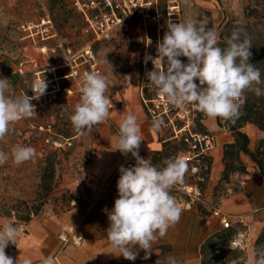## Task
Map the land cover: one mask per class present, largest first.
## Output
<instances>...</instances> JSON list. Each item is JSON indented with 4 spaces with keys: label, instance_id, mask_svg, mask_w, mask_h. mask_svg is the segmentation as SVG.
<instances>
[{
    "label": "rangeland",
    "instance_id": "374dc122",
    "mask_svg": "<svg viewBox=\"0 0 264 264\" xmlns=\"http://www.w3.org/2000/svg\"><path fill=\"white\" fill-rule=\"evenodd\" d=\"M67 1L66 9H71V13L63 12L62 9L56 10L58 5H52L51 0H0V78H8L11 85L6 95L17 96L25 93L32 96L31 89L36 73L45 81L54 75L64 77L51 84L46 82L48 93L44 99L40 97L39 100L31 101L35 105L36 114L30 118H21L11 125L5 139L0 141V151L7 153H11L13 147L18 144L35 149L34 156L24 163L16 164L10 156L5 164L0 165V220H9L19 231L25 230L26 223L20 221L19 217L27 208L37 209V214L32 216L34 218L60 213L68 205L71 206V202L68 203L62 196L63 193L70 194L62 187V182L76 180L81 168L92 156L98 132L97 125L91 134L79 133L69 119L74 105L80 101L81 79L84 73L91 71V63L94 70L107 77L108 90L105 95L111 99V108L119 104L118 96L129 81L127 77L132 75L139 80L142 97L152 98L155 91L147 84L146 73L154 69V64L152 60L145 61V57L151 56L153 59L157 57V45L167 31V21L175 23L189 19L203 21L209 28L212 27L219 33L218 46L222 48L220 41L230 38L233 31L238 30L239 25L245 24L247 21L245 13L258 7L263 0H157L161 27L159 31L149 17H143L141 13L132 9L128 16L117 22L112 10L116 16L120 15L115 3L121 0H110L111 6L101 5L102 0H95L100 3L99 9H89V13H97V23L85 21L72 0ZM125 1L130 5L129 0ZM141 1L143 12L151 15L153 9L148 3L144 5L149 0ZM102 13H106L110 18L106 21ZM46 14L52 20L56 37L46 41L49 49L46 53H41L36 43L22 37L23 34L17 31L16 25L36 20ZM65 17L67 19L63 20ZM101 22L104 30L95 34L93 27L101 25ZM135 31L140 36V42L137 52L133 53L129 39ZM59 42H62V45ZM87 50L89 53L86 54ZM105 56L109 63H97V60L104 59ZM179 59L185 64L188 62L186 57L181 56ZM69 60H72L70 64ZM64 63L67 65L63 68L48 70ZM19 66L21 71L18 70ZM70 73L72 74L69 75ZM195 82L199 83L198 80ZM56 83L59 89L51 92L52 84ZM142 104L146 110L143 101ZM196 113L201 119L195 122L193 128L201 129L199 125H202L204 114L197 108ZM45 123L52 124L53 137L59 139L62 146L55 151L52 189L43 199L38 194L40 167L43 157L52 150L43 139L44 133L38 132L32 126ZM66 130L71 136L62 135ZM157 133L160 138H167L173 144L177 142V139L169 138L170 130L167 126H162ZM234 226L235 231L240 228L237 224ZM247 233L249 242L243 248H228L225 243V249L228 251L224 256L226 264H249L254 251L264 250V226L255 234L248 223ZM166 259H160L162 264ZM199 262L200 255L198 260L192 263L179 260L178 264Z\"/></svg>",
    "mask_w": 264,
    "mask_h": 264
},
{
    "label": "clouds",
    "instance_id": "9594fccd",
    "mask_svg": "<svg viewBox=\"0 0 264 264\" xmlns=\"http://www.w3.org/2000/svg\"><path fill=\"white\" fill-rule=\"evenodd\" d=\"M207 25L193 19L179 23L167 21L168 30L157 45V57H145V61L152 60L154 64V69L146 73L147 84L173 108L191 104L213 120L219 117L234 122L241 115L245 91L257 97L264 96V89L258 87L264 80L260 69L250 63L252 44L247 35L241 38V32L234 30L227 38V47L221 48L218 46L219 33ZM181 56L187 58L186 64L179 59ZM97 63L109 62L105 56ZM10 88L9 79L0 78V141L5 139L11 125L36 114L31 101L39 100L46 93L47 84L45 80L36 81L31 89L32 96L25 93L6 95ZM107 90L106 76L96 71L84 74L80 101L69 116L77 132L91 134L95 126L107 119L111 109V101L105 95ZM164 124L162 117H153L154 131H160ZM140 131L134 114H128L119 124V136L112 151L118 150L123 155L130 153L136 164L128 168L120 166L118 198L110 211L105 209L109 220L107 238L112 247L119 250V255L130 261L137 257L136 245L145 251L144 259H148L152 244L179 222L183 209L171 190L183 183L188 169L186 161L179 157L165 159L162 167L142 158L139 155L143 141ZM34 154L31 146L18 144L11 153L0 151V165L10 156L14 163L21 164ZM19 235L18 227L11 223L0 226V264H14L5 249L10 243L16 245ZM23 264H32V261L25 259ZM43 264H55V259L49 256ZM156 264L162 262L158 259ZM163 264H178V261L169 256ZM249 264H264V250L254 251Z\"/></svg>",
    "mask_w": 264,
    "mask_h": 264
},
{
    "label": "crops",
    "instance_id": "0c3cea01",
    "mask_svg": "<svg viewBox=\"0 0 264 264\" xmlns=\"http://www.w3.org/2000/svg\"><path fill=\"white\" fill-rule=\"evenodd\" d=\"M139 38L137 31L132 32L129 42L133 53L137 52ZM118 102V105L110 109L107 119L98 125L92 156L76 178H82L83 185H78L76 180L62 182V187L75 197L71 201V206L60 213L31 218L24 224L25 230L20 231L16 245L10 243L5 249L6 255L13 258L14 264L16 261L17 264H23L25 259H30L32 264H43V260L49 256L55 259V264H107L114 259H124L107 238L109 220L105 209L110 211L114 207L115 199L118 198L119 168L124 166L122 165L124 155L118 150L112 151L118 138L112 126L119 127L130 113L136 115L143 139L139 155L145 159L151 160L153 153L161 152L164 149L163 143L169 139L160 138L157 131L152 129V123L142 104L137 77L134 75L130 77L118 96ZM202 125L205 131L216 136L215 146L209 153L210 167L204 186L205 202L202 206H194L192 209L181 207L183 211L179 222L169 227L167 234L152 244L148 259H144L145 251L140 249L139 245L134 246L138 253L136 258L143 264L169 256L184 263L198 260L201 244L220 229L217 217L206 214L209 212L216 187H229L221 200L220 208L224 213L239 217L246 225L249 223L255 234L264 226V178L256 164L247 154L241 152L239 159L245 165V171L231 174L228 182L221 181L223 147L234 141L233 134L219 126L217 118L213 120L205 114ZM240 130L247 134L250 150H254L258 140L264 137V130L251 123L243 125ZM108 179L110 181L104 188V182ZM102 187L104 190L100 192ZM171 195L178 202L173 192ZM75 201L78 203L73 205ZM4 223L10 221L0 220V226ZM62 226L74 228L82 237L81 245H61L58 232Z\"/></svg>",
    "mask_w": 264,
    "mask_h": 264
},
{
    "label": "built area",
    "instance_id": "2783aa9c",
    "mask_svg": "<svg viewBox=\"0 0 264 264\" xmlns=\"http://www.w3.org/2000/svg\"><path fill=\"white\" fill-rule=\"evenodd\" d=\"M130 5L126 4L125 0L115 3V8L120 12L119 16H116L113 12L114 19L119 22L123 17L128 16L132 11H138L143 15V17H149L156 25V30L159 31L161 28L159 25V14L157 11V0L146 1L144 5L149 4L150 8L153 9L151 15L145 14L143 12V4L141 0H129ZM75 8L82 14L85 21L91 23L95 21L98 22L97 13H89V9H99L100 3L95 0H72ZM101 5L111 6L110 0H102ZM105 16L107 21L110 17L106 13H102ZM112 20V19H111ZM18 32L23 34V38H29L33 43L37 44V48L41 53H46L49 47L46 45V41L55 38L56 32L53 28L51 18L46 14L40 16L36 20H28L20 22L16 25ZM103 24L93 27L95 34L98 32H103ZM168 30V29H167ZM62 45V42H59ZM89 53V50L85 51ZM93 60V56H91ZM72 60H69L71 63ZM67 64V63H66ZM21 65V63H20ZM91 71L94 70V65L90 64ZM18 70L21 71V67H18ZM86 72V73H90ZM70 73L69 75H71ZM85 74V73H84ZM84 76V75H83ZM83 76L81 82L83 80ZM62 77V76H61ZM54 78V77H53ZM53 78L45 81L51 84ZM36 81L42 82L41 77L36 73L35 80L32 84V88ZM53 90L55 92L59 89L58 84H52ZM46 91L45 94H47ZM45 94L41 96L43 99ZM109 98V97H108ZM110 99V98H109ZM111 101V99H110ZM142 101L145 105L147 115L149 119L153 120L154 116L162 117L165 121L163 126H167L170 130V137L172 139H177L183 144V148L178 150L175 157L182 158L188 164V169L184 175L183 183L176 185L172 191L178 199L179 205L184 209H192L194 206L203 205L204 200V189L201 188V183L206 180L208 176L206 173L208 167V158H210V151L214 148L216 143V136L208 131L202 129H194L193 126L195 122L201 119L200 115L196 113V107L191 104L186 105L184 108L176 109L171 107L166 103L164 98H161L155 92L152 98L142 97ZM112 102L110 104L111 108ZM38 132L44 133L45 143L52 149H59L62 146V142L54 138L53 128L51 123L39 124L32 126ZM114 132L119 136V127L116 125L112 126ZM136 161L131 156V154L124 155L122 165L126 168L135 166ZM78 185H83L82 178L76 179ZM110 179L104 182L103 187L109 183ZM103 187L100 192H103ZM222 195L213 197L212 202L209 205L210 215L217 217L219 224L223 228L229 227L232 223H238L240 228L232 235V237L226 242V247L228 248H243L247 242H249V236L247 233V225L239 219V217H233L232 215L224 213L221 206ZM236 218V219H235ZM23 226V224H22ZM58 239L61 245L72 244L79 246L82 243V237L76 233L74 228L70 226H62L58 232ZM231 244V246H230Z\"/></svg>",
    "mask_w": 264,
    "mask_h": 264
},
{
    "label": "trees",
    "instance_id": "16d2710c",
    "mask_svg": "<svg viewBox=\"0 0 264 264\" xmlns=\"http://www.w3.org/2000/svg\"><path fill=\"white\" fill-rule=\"evenodd\" d=\"M52 5H58L56 10H61L63 12L71 13V9H66L68 4L67 0H51ZM264 0L261 4H258V7L251 9L245 13L247 21L243 25H239L237 28L241 32V38L244 35H247L251 39L252 47L250 51L252 53L250 57V63L254 64L256 68L261 71V78L264 80ZM250 18L252 21H250ZM65 17L63 20H66ZM222 45V48L227 47V40H222L219 43ZM264 89V84L259 85ZM245 103L241 109V115L235 121H221L219 117L217 118V123L219 126L232 132L234 141L232 143H227L223 147V170L221 173L220 180L228 182L229 176L235 172L242 173L245 171V165L239 159V153L247 154L250 159L256 164L257 169L261 176L264 178V138H261L258 141V144L254 150L248 148V136L245 132L241 131L240 128L247 124L251 123L258 127L260 130H264V96L257 97L251 91H245ZM199 125V123H198ZM202 130L203 125H199ZM62 135L64 137H69V132L63 131ZM164 149L161 152L153 153L151 157V162L158 166L162 167V162L167 158H174L183 144L177 140L176 143H171L170 140H166L164 143ZM51 152L46 154L42 159V165L40 167V181L38 184V194L40 198H46L50 193L53 185V179L55 175V151L57 149H52ZM210 167V158H208V167L206 173L208 175ZM207 179V177H206ZM205 182H202L201 188L204 189ZM229 187H216L213 197L221 196L224 197L228 192ZM235 189V188H234ZM173 191L171 190V193ZM174 193V192H173ZM62 196L64 199L70 203L75 197L72 194L66 195L63 193ZM78 202L75 201L73 205H76ZM201 206V205H199ZM198 206V207H199ZM70 206L68 205L66 209ZM205 213L204 211H201ZM37 214L36 208H27L23 215L19 217V220L23 223H27L33 215ZM206 214H211L210 210ZM234 224L239 225L238 223H232L229 227H221L219 230L207 237L200 246V262L199 264H226V259L224 256L228 252L225 249V243L232 237L235 233ZM240 226V225H239ZM139 259L134 261L126 259H114L109 261L107 264H140Z\"/></svg>",
    "mask_w": 264,
    "mask_h": 264
},
{
    "label": "bare ground",
    "instance_id": "6f19581e",
    "mask_svg": "<svg viewBox=\"0 0 264 264\" xmlns=\"http://www.w3.org/2000/svg\"><path fill=\"white\" fill-rule=\"evenodd\" d=\"M67 64L66 63H64V64H58V65H56V66H53V67H51V68H49L48 70H55L56 68H63L64 66H66ZM66 77L67 76H69V75H65ZM61 78H64V77H61ZM60 77H58L57 75H54V78H53V80H59V79H61Z\"/></svg>",
    "mask_w": 264,
    "mask_h": 264
}]
</instances>
